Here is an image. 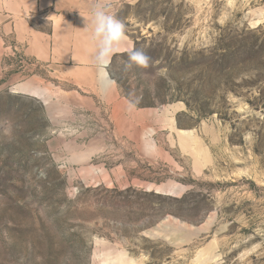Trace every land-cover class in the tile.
<instances>
[{
  "label": "rangeland",
  "instance_id": "1",
  "mask_svg": "<svg viewBox=\"0 0 264 264\" xmlns=\"http://www.w3.org/2000/svg\"><path fill=\"white\" fill-rule=\"evenodd\" d=\"M117 16L120 98L0 81V264H264V0Z\"/></svg>",
  "mask_w": 264,
  "mask_h": 264
},
{
  "label": "crops",
  "instance_id": "2",
  "mask_svg": "<svg viewBox=\"0 0 264 264\" xmlns=\"http://www.w3.org/2000/svg\"><path fill=\"white\" fill-rule=\"evenodd\" d=\"M127 1L0 0V81L14 83L31 68V85L36 86L31 88L37 90L35 83L46 70L52 77L72 83L80 97L120 98L110 69L114 58L129 54L135 43L124 32L101 69L96 60L98 43L92 39L93 13L103 10L118 20L120 7Z\"/></svg>",
  "mask_w": 264,
  "mask_h": 264
},
{
  "label": "clouds",
  "instance_id": "3",
  "mask_svg": "<svg viewBox=\"0 0 264 264\" xmlns=\"http://www.w3.org/2000/svg\"><path fill=\"white\" fill-rule=\"evenodd\" d=\"M94 31L92 39L98 43L97 64L103 69L107 66L108 58L115 50V46L121 41L124 35V25L115 17L106 14L103 10H96L94 13ZM149 57L142 50H133L128 54L125 62V69L134 65L147 66Z\"/></svg>",
  "mask_w": 264,
  "mask_h": 264
},
{
  "label": "trees",
  "instance_id": "4",
  "mask_svg": "<svg viewBox=\"0 0 264 264\" xmlns=\"http://www.w3.org/2000/svg\"><path fill=\"white\" fill-rule=\"evenodd\" d=\"M115 59V58H114Z\"/></svg>",
  "mask_w": 264,
  "mask_h": 264
}]
</instances>
